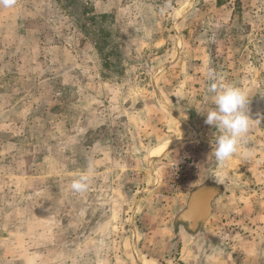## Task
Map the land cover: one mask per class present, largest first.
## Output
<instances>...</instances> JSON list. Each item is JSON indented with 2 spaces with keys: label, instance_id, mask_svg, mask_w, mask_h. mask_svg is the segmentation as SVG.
<instances>
[{
  "label": "rangeland",
  "instance_id": "obj_1",
  "mask_svg": "<svg viewBox=\"0 0 264 264\" xmlns=\"http://www.w3.org/2000/svg\"><path fill=\"white\" fill-rule=\"evenodd\" d=\"M213 82L254 120L223 164ZM0 264H264V0L0 5Z\"/></svg>",
  "mask_w": 264,
  "mask_h": 264
},
{
  "label": "clouds",
  "instance_id": "obj_2",
  "mask_svg": "<svg viewBox=\"0 0 264 264\" xmlns=\"http://www.w3.org/2000/svg\"><path fill=\"white\" fill-rule=\"evenodd\" d=\"M16 0H0V5L11 8ZM208 79L216 80V73L209 69ZM209 91L213 93L212 103L204 116L205 123L213 126L220 132L216 137L215 148L212 155L215 160L223 164L230 159L240 148L245 136L249 132L251 122L254 121L248 115L249 96L239 87L232 84L218 86L215 82L209 86ZM259 122V120H255ZM90 176L81 174L71 183V190L75 193H85L89 188Z\"/></svg>",
  "mask_w": 264,
  "mask_h": 264
},
{
  "label": "built area",
  "instance_id": "obj_3",
  "mask_svg": "<svg viewBox=\"0 0 264 264\" xmlns=\"http://www.w3.org/2000/svg\"><path fill=\"white\" fill-rule=\"evenodd\" d=\"M197 173L198 164L196 160L189 156H182L169 175L171 188L178 191L185 189L195 180Z\"/></svg>",
  "mask_w": 264,
  "mask_h": 264
},
{
  "label": "bare ground",
  "instance_id": "obj_4",
  "mask_svg": "<svg viewBox=\"0 0 264 264\" xmlns=\"http://www.w3.org/2000/svg\"><path fill=\"white\" fill-rule=\"evenodd\" d=\"M162 150H164V149L154 150V151L152 152V156H155L156 154L159 155L160 152H161Z\"/></svg>",
  "mask_w": 264,
  "mask_h": 264
},
{
  "label": "crops",
  "instance_id": "obj_5",
  "mask_svg": "<svg viewBox=\"0 0 264 264\" xmlns=\"http://www.w3.org/2000/svg\"><path fill=\"white\" fill-rule=\"evenodd\" d=\"M164 148H165V146L161 147L160 149H164ZM162 151H163V150H162ZM162 151H161V152H162ZM161 152H160V154H161Z\"/></svg>",
  "mask_w": 264,
  "mask_h": 264
}]
</instances>
